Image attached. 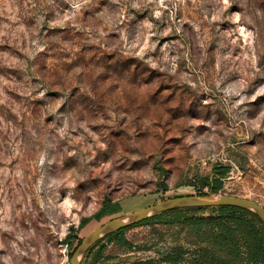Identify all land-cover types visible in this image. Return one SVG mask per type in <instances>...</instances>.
<instances>
[{"label": "rangeland", "instance_id": "374dc122", "mask_svg": "<svg viewBox=\"0 0 264 264\" xmlns=\"http://www.w3.org/2000/svg\"><path fill=\"white\" fill-rule=\"evenodd\" d=\"M221 168L220 194L264 207V0H0V264H69L89 231L208 194ZM176 215L81 264H246Z\"/></svg>", "mask_w": 264, "mask_h": 264}, {"label": "trees", "instance_id": "16d2710c", "mask_svg": "<svg viewBox=\"0 0 264 264\" xmlns=\"http://www.w3.org/2000/svg\"><path fill=\"white\" fill-rule=\"evenodd\" d=\"M227 172V168H221L218 174H215L213 177H205L201 180V188H209V193L218 194L222 188L221 178ZM163 189H166V186L163 185ZM208 193V194H209ZM206 193L200 192L198 195H205ZM120 206L117 203L104 202L102 209L98 214L94 216L96 219H100L103 216L111 215L119 210ZM207 209L219 210L220 214L218 216L209 215V216H180L179 212L181 211H192L200 212ZM177 213L174 221L179 222L182 220L184 223L192 225L196 228H202L208 226L211 229L217 230L216 233L212 235V238H208V241L214 248L218 249L221 252H224L226 257L237 256L239 253V247L242 245L245 249V260L246 264H264V227L261 224L260 220L253 215L252 213L236 208V207H200V208H182V209H173L162 212L155 217H159L164 213ZM153 218H149L140 223H146L147 221ZM88 219H84L80 223V227H83L87 223ZM136 225V224H135ZM134 226V225H133ZM131 227V226H129ZM127 227V228H129ZM118 230L108 236H119L122 232L127 229ZM107 236V237H108ZM102 240V239H101ZM96 242L90 249L94 248L101 241ZM81 240H78L76 246L80 243ZM118 242L123 246H130L129 243L118 238ZM89 249V250H90ZM88 250V251H89ZM180 251H177L176 257H167L166 262L169 264H174L178 256H180ZM71 253L67 254L68 262L70 259ZM130 264H158L151 260L137 261ZM209 264V263H203ZM212 264V263H211ZM220 264H228L227 260H221Z\"/></svg>", "mask_w": 264, "mask_h": 264}, {"label": "water", "instance_id": "95a60500", "mask_svg": "<svg viewBox=\"0 0 264 264\" xmlns=\"http://www.w3.org/2000/svg\"><path fill=\"white\" fill-rule=\"evenodd\" d=\"M236 207L255 215L264 227V207L259 203L235 196L224 194L187 195L163 199L153 205L129 212L106 221L97 228L89 231L71 253L69 264H81L84 255L99 240L118 230L138 224L162 212L200 207Z\"/></svg>", "mask_w": 264, "mask_h": 264}]
</instances>
